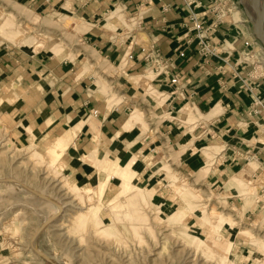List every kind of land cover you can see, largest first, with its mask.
Returning <instances> with one entry per match:
<instances>
[{
    "label": "crops",
    "instance_id": "crops-1",
    "mask_svg": "<svg viewBox=\"0 0 264 264\" xmlns=\"http://www.w3.org/2000/svg\"><path fill=\"white\" fill-rule=\"evenodd\" d=\"M24 1L44 9L75 4L77 19L89 25L83 39L115 69L113 90L105 93L89 82L85 63L76 72L73 61L53 56L0 54V102L18 125L46 141L82 123L65 152L71 180L95 187L102 178L95 156L104 155L122 163L134 157V178L164 193L175 174L212 186L264 172V114L249 113L253 101L264 100V74H258L264 46L241 1ZM113 25L122 31L110 33ZM198 34L210 53L202 52ZM165 61L167 72L155 75ZM135 110L141 119L127 125ZM209 162L210 175L199 179ZM115 178L104 194L114 190ZM237 186L221 189L231 205L241 202Z\"/></svg>",
    "mask_w": 264,
    "mask_h": 264
},
{
    "label": "rangeland",
    "instance_id": "rangeland-1",
    "mask_svg": "<svg viewBox=\"0 0 264 264\" xmlns=\"http://www.w3.org/2000/svg\"><path fill=\"white\" fill-rule=\"evenodd\" d=\"M243 1L245 4L239 3L243 9L252 8L248 1ZM77 18L75 4L44 9L24 0H0V28L1 23L3 29L19 25L32 32L35 49L28 51L30 44H23V37L10 40L6 32L0 30V54L16 51L53 56V59L73 61L76 72L85 63V71L92 73L89 82L95 81L96 89L111 92L115 69L107 63L105 66L91 40L83 39L89 25ZM126 24L129 28L133 25L131 20H126ZM110 30L112 34L122 31L114 25ZM51 37L59 38L72 57H59L46 47L38 49L39 43ZM260 61L258 74H264V59ZM145 89L150 95H157L152 85H145ZM3 105L0 102V141L13 146L2 145L0 152L7 154L14 150L21 154L13 167L9 166L11 170L0 175V264H264V182L257 183L264 180V172L257 178L233 176L234 179L225 184L218 181L212 186L208 183L194 185L187 175L175 174L164 193L142 185L134 178L135 171L130 193L111 201L120 187L118 176L114 179V190L106 194L93 192L92 185L71 180L65 162L69 148L66 147L57 160L32 154L38 143L51 144L54 140L45 141L36 137L31 129L22 128ZM78 132L74 129L67 132V146ZM213 149L208 147L205 151L211 155ZM129 160L133 162L135 158ZM211 164L197 173L199 179L210 175ZM57 183L60 185H55ZM236 185L241 202L231 205L221 189ZM136 188L153 191L150 201L140 196L131 201V193L136 192ZM71 199L83 204L85 209L96 203L98 212L85 228L75 225L79 210ZM172 200L177 204H172ZM113 205L115 209L111 208ZM214 213L220 214L221 219L211 220ZM60 226H67L70 238L55 235L61 231ZM107 226L106 230H100ZM220 237L227 238L229 246L224 253L213 252L211 243ZM186 250L188 254L195 250L198 255L188 258Z\"/></svg>",
    "mask_w": 264,
    "mask_h": 264
},
{
    "label": "bare ground",
    "instance_id": "bare-ground-1",
    "mask_svg": "<svg viewBox=\"0 0 264 264\" xmlns=\"http://www.w3.org/2000/svg\"><path fill=\"white\" fill-rule=\"evenodd\" d=\"M245 1H248L250 3L249 0H245ZM250 5H251V3H250ZM232 7L233 6L230 5V8H232ZM251 13H252L251 16L255 19L256 17H255L254 12L251 11ZM2 27H3V24L1 23L0 30L1 31H5L6 32V35L9 37L10 40H15L16 41V39L20 40V38L23 37L22 43L23 44H26V45L27 44H30V45H27V50L28 51H34L35 50L33 48V45L34 44L32 45V43H33V40H32V37H33L32 35L33 34H32V32L30 33V32H28V30H24V28L20 27L19 25H16L15 27H12L11 29H3ZM42 47H44V48L46 47L48 49H52L56 54H58L59 57L64 56V55H70L72 57V53H69V51H67L65 49L64 44H62L61 40L59 38H56V37H51V38L47 39L45 42L39 43L38 44V49H40ZM154 72L156 73L155 70H154ZM155 75H157V74H155ZM177 81H178V78H177ZM184 109H187V108H184ZM139 119H140V113L135 110V112H133L132 115H131V117H130V121L127 122V125H129V123L131 121L134 122L135 120H139ZM81 127H82V123H78V124L75 125L74 128H71L70 130L74 129L76 131H79L81 129ZM66 134L63 135V136H61V137H57L51 144H40V143H38L37 147L35 148V152L32 153V154L37 153V154L43 155L45 157L46 156H51V157H54V160H57L61 156L62 151H64L65 148L67 147L68 135H66ZM8 139H9V137H8ZM6 141H7V138H6ZM5 143L7 144V142L0 141V146L4 145V146H8V148L11 147V146H13V144L12 145H9V144L5 145ZM20 154L17 151L14 152V150L12 151V153L7 152V154H3V152H0V175L1 174H4L5 175V174H7V172L9 170H11L9 166L13 167V164H14V161L16 160V157L18 155H20ZM95 159H96V161L94 163L100 169V173L102 175V178H101L100 182L93 188L94 190L92 189L93 192H96V193H104L105 192V189L107 187V184H108L107 183L108 182V179L110 177H112V176H118L120 178V184H119L120 187H119V190H118V194H115V196L112 197L111 201H114L115 199H117L119 197V195H121V194L126 195L127 193H130L131 188L134 186V184L132 182V177L134 176L135 171H136L134 169V161L132 162V161L128 160L127 163H124V162L122 163V162L119 161V159L113 160V159L108 158L106 155L101 156V157L100 156L99 157L98 156H95ZM9 173L11 174V172H9ZM103 174L105 176H103ZM240 175H241L240 173L239 174H236V177H240ZM1 176H3V175H1ZM173 177H175V176H173ZM262 182H264V180L257 181L258 184H263ZM67 184L69 186L73 187V188H78L76 185L74 186L71 183L70 184L67 183ZM55 185L59 186L60 184L57 183ZM258 189H259V187H256L255 190L258 191ZM152 192L153 191H151V192H144L141 188H138L136 190V192L131 193L130 199H131V201L132 200L133 201H136V197L137 196H140L143 200L150 201V197H151V193ZM186 194H188V191L186 192ZM71 202H73L75 204L76 208L79 210L78 216H77L78 217V220H77L78 223H76V224L74 223V224L76 226H78V227L85 228L86 226H88L92 222V220H94L93 218H94V216H96V214L98 212L97 211V208H96V203L88 206V208L85 209L82 206L83 204H81V203H75L73 199H71ZM116 205H113L111 208L112 209H115L116 208ZM221 217L222 216L220 214L214 213L213 216L210 219L211 220L217 219V218H220L221 219ZM176 221H179V220H176ZM69 226H70V224H69ZM102 226H104V224ZM105 226H106V224H105ZM107 228H109V227L107 226L105 228H101L100 230H106ZM59 230H61V231L56 232L55 235H57V236L65 235L66 236V239H67V237L69 236V231L67 229V226H60ZM63 238L61 237V239H63ZM68 238H70V237H68ZM199 241H200L199 244H202V240H199ZM151 244H152V242H151ZM151 244H150V246H151ZM211 245L213 246V249H214V250H212L213 252H217L219 250V251H222L224 253L226 251V249L228 248V246H229V242L227 241V238L220 237V238H214V240L211 243ZM152 246H153V244H152ZM154 247H156V246H154ZM187 250H189V249H187ZM187 250H186V252H187ZM195 250H194V252L192 250V254H188V252H187V254H188L187 257L189 258L190 256L195 255L197 253V252H195ZM197 255H198V253H197ZM155 257H157V256H155Z\"/></svg>",
    "mask_w": 264,
    "mask_h": 264
},
{
    "label": "built area",
    "instance_id": "built-area-1",
    "mask_svg": "<svg viewBox=\"0 0 264 264\" xmlns=\"http://www.w3.org/2000/svg\"><path fill=\"white\" fill-rule=\"evenodd\" d=\"M197 27L198 28H202V23H197ZM199 36V43H200V45H201V50H202V52L203 53H206V54H208V53H210L211 52V50H212V47H211V45H210V43H209V41H206L205 40V36L204 35H202V34H198ZM184 54V52H181V55H183ZM149 57V60L151 59V56L149 55L148 56ZM167 61H165V62H161L163 65H164V68H158V67H156V68H154V70L156 71V74L157 75H160V74H162V73H164V71H166L167 72V64H165ZM177 78L178 77H174V78H172V82H176L177 81ZM263 112V114H264V100H260L259 98L258 99H256L255 101H253L252 103H251V110L249 111V113H259V112Z\"/></svg>",
    "mask_w": 264,
    "mask_h": 264
},
{
    "label": "water",
    "instance_id": "water-1",
    "mask_svg": "<svg viewBox=\"0 0 264 264\" xmlns=\"http://www.w3.org/2000/svg\"><path fill=\"white\" fill-rule=\"evenodd\" d=\"M252 5V10L255 14V19L251 16V11L245 7L246 12L251 16L254 26L256 37L261 41L264 46V0H249ZM242 4H245L241 0Z\"/></svg>",
    "mask_w": 264,
    "mask_h": 264
}]
</instances>
